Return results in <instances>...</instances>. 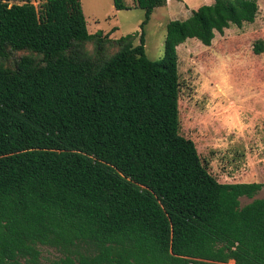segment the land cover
<instances>
[{
	"label": "trees",
	"instance_id": "1",
	"mask_svg": "<svg viewBox=\"0 0 264 264\" xmlns=\"http://www.w3.org/2000/svg\"><path fill=\"white\" fill-rule=\"evenodd\" d=\"M0 0V264H264V188L222 184L179 135L176 48L253 22L257 0H211L165 24L88 34L79 0ZM20 2V3H18ZM263 51V43L252 47ZM250 202L240 206V198Z\"/></svg>",
	"mask_w": 264,
	"mask_h": 264
},
{
	"label": "rangeland",
	"instance_id": "2",
	"mask_svg": "<svg viewBox=\"0 0 264 264\" xmlns=\"http://www.w3.org/2000/svg\"><path fill=\"white\" fill-rule=\"evenodd\" d=\"M34 6L36 0H28ZM20 3V2H18ZM127 5L132 0H124ZM211 0H165L143 27V50L150 61L162 57L165 24L185 20ZM88 34L117 39L135 35L138 44L143 11L114 10L112 0H79ZM250 24L230 26L214 34L209 46L187 39L176 48L179 135L189 139L207 171L218 183L264 184V0H257ZM263 51L254 54V43ZM254 198H264L262 188ZM250 202L239 199L240 206ZM57 254L40 248L39 264Z\"/></svg>",
	"mask_w": 264,
	"mask_h": 264
},
{
	"label": "bare ground",
	"instance_id": "3",
	"mask_svg": "<svg viewBox=\"0 0 264 264\" xmlns=\"http://www.w3.org/2000/svg\"><path fill=\"white\" fill-rule=\"evenodd\" d=\"M228 264H233V262H232V261H230Z\"/></svg>",
	"mask_w": 264,
	"mask_h": 264
},
{
	"label": "crops",
	"instance_id": "4",
	"mask_svg": "<svg viewBox=\"0 0 264 264\" xmlns=\"http://www.w3.org/2000/svg\"><path fill=\"white\" fill-rule=\"evenodd\" d=\"M212 2V1H211ZM231 261V260H230Z\"/></svg>",
	"mask_w": 264,
	"mask_h": 264
}]
</instances>
